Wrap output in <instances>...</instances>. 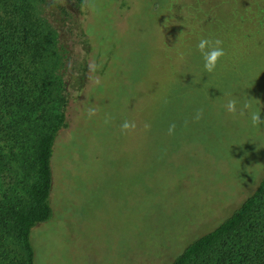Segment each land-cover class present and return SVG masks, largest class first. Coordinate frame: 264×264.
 <instances>
[{
	"label": "rangeland",
	"instance_id": "1",
	"mask_svg": "<svg viewBox=\"0 0 264 264\" xmlns=\"http://www.w3.org/2000/svg\"><path fill=\"white\" fill-rule=\"evenodd\" d=\"M31 4L55 72L74 96L82 76L96 110L83 114L92 124L80 132L85 96L70 103L64 178L56 214L34 235L35 264H169L264 175V0ZM201 39L222 42L211 73ZM249 111L260 113L258 126ZM126 121L134 127L122 129ZM9 164L22 196L32 179Z\"/></svg>",
	"mask_w": 264,
	"mask_h": 264
},
{
	"label": "trees",
	"instance_id": "2",
	"mask_svg": "<svg viewBox=\"0 0 264 264\" xmlns=\"http://www.w3.org/2000/svg\"><path fill=\"white\" fill-rule=\"evenodd\" d=\"M51 50L45 22L34 15L31 0H0V264H35L34 235L56 214L54 191L64 178L58 157L65 151L60 138L69 127L70 103L85 96L80 132L92 124L83 114L96 113L88 99L91 89L82 95V76L74 96L69 82L55 72ZM97 64L102 73L108 67ZM11 159L32 179L22 196ZM169 264H264V175L228 218Z\"/></svg>",
	"mask_w": 264,
	"mask_h": 264
},
{
	"label": "clouds",
	"instance_id": "3",
	"mask_svg": "<svg viewBox=\"0 0 264 264\" xmlns=\"http://www.w3.org/2000/svg\"><path fill=\"white\" fill-rule=\"evenodd\" d=\"M222 44L221 41L216 40L213 42L207 39H201L197 48L200 50L201 55L203 57V68L206 72L211 73L215 70L217 66V61L224 55V49L220 46ZM208 49L205 51V49ZM227 111L228 112H235L236 111V102L234 100H230L227 104ZM245 108H250V104L246 103L244 105ZM249 118L252 122L253 126H258L261 123L260 120V113L258 111H249L248 113ZM199 118V114L197 119ZM130 127H134V125H130L127 121L122 125V129H128ZM174 125L170 126L169 132L171 133Z\"/></svg>",
	"mask_w": 264,
	"mask_h": 264
}]
</instances>
